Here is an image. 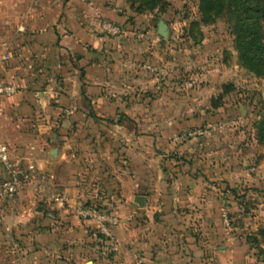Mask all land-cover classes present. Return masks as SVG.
<instances>
[{"label":"rangeland","instance_id":"obj_1","mask_svg":"<svg viewBox=\"0 0 264 264\" xmlns=\"http://www.w3.org/2000/svg\"><path fill=\"white\" fill-rule=\"evenodd\" d=\"M166 2L107 34L145 46L121 109L87 112L83 208L118 218L109 235L94 219L95 247L103 264H133V238L155 264H264V0ZM120 175L139 184L134 206H110Z\"/></svg>","mask_w":264,"mask_h":264},{"label":"crops","instance_id":"obj_2","mask_svg":"<svg viewBox=\"0 0 264 264\" xmlns=\"http://www.w3.org/2000/svg\"><path fill=\"white\" fill-rule=\"evenodd\" d=\"M142 15L125 0H0V78L16 86L3 98L0 138L13 158L46 176L0 202V264L104 263L95 247L94 219L78 213L94 195L85 186L91 180L87 112L121 109L133 85L130 59L145 46L108 36L103 20L137 24ZM148 25L142 35H150ZM114 129L118 134L123 126ZM5 177L0 163V181ZM116 179L121 187L110 206H134L137 180ZM55 194L66 200L55 201ZM132 243L133 264H155L150 252L141 257L138 238ZM221 262L235 264V259Z\"/></svg>","mask_w":264,"mask_h":264},{"label":"built area","instance_id":"obj_3","mask_svg":"<svg viewBox=\"0 0 264 264\" xmlns=\"http://www.w3.org/2000/svg\"><path fill=\"white\" fill-rule=\"evenodd\" d=\"M103 30L113 36H126L128 30L106 19L102 22ZM10 58L9 54L3 56L4 60ZM16 92V86L12 83L6 82L0 78V114L3 112V98L11 96ZM0 163L6 171V177L0 181V202L5 200L15 199L19 192L25 185L30 183L34 178L40 177L42 180L46 179L44 174H39L37 168L33 164L25 166L19 159H15L11 155L9 145L0 138ZM55 201L64 202L66 200L65 194L53 195ZM79 213L85 218H93L99 223V227L103 233L110 234L109 225H115L118 218L115 215L105 214L97 211L94 208H80Z\"/></svg>","mask_w":264,"mask_h":264},{"label":"trees","instance_id":"obj_4","mask_svg":"<svg viewBox=\"0 0 264 264\" xmlns=\"http://www.w3.org/2000/svg\"><path fill=\"white\" fill-rule=\"evenodd\" d=\"M108 1L117 2V0H108ZM210 3H211V0H205V4L207 6H209ZM128 4H129V8L132 11H134L135 13H139V14H144L145 12H147L149 10H155L157 8L159 9V11H161V13L166 12V10H167L166 0H128ZM251 8H252V4H251L250 0H246L245 9L251 10ZM254 9L257 11L260 10L259 6H255ZM115 23L125 27L126 29L133 27L130 25L131 21H129V20H128V22H125V23H118V22H115ZM128 25H130V27ZM259 27H260V23H259V25L257 23L258 33H260ZM257 43H258L259 51H260V49L263 50L264 42H261V40H259V42H257ZM254 51H256V49H254Z\"/></svg>","mask_w":264,"mask_h":264},{"label":"water","instance_id":"obj_5","mask_svg":"<svg viewBox=\"0 0 264 264\" xmlns=\"http://www.w3.org/2000/svg\"><path fill=\"white\" fill-rule=\"evenodd\" d=\"M158 30H159L160 34H162V35H166V33H167V25H166V23H165L163 20H161V21L159 22ZM136 200H137L141 205H143V201H144V197H143V196H138Z\"/></svg>","mask_w":264,"mask_h":264}]
</instances>
